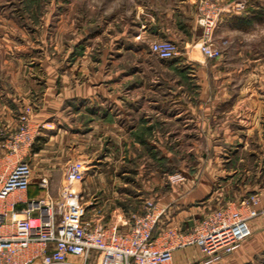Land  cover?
<instances>
[{
	"label": "rangeland",
	"instance_id": "1",
	"mask_svg": "<svg viewBox=\"0 0 264 264\" xmlns=\"http://www.w3.org/2000/svg\"><path fill=\"white\" fill-rule=\"evenodd\" d=\"M205 2L222 7L224 12L212 38L214 46L220 51V57L213 60L216 66L212 74L209 73L205 79L207 84L204 88L206 86L207 88L204 90L235 94L234 98L225 102L221 100L214 102L212 106L214 118L211 120L210 128L217 131V134L222 132L224 126L237 132L241 127V119L238 117L240 111L254 108V104L260 98L259 95L264 93V0H228L225 4L215 0H197L194 30L200 37L202 30L198 27L197 20L199 9ZM241 5L243 8H239ZM138 6V0H0V163L6 157L13 161L20 158L12 155L14 140L29 128L35 130L36 137L30 153H26L24 159L31 162L32 185L36 188L40 179L44 178L41 176L46 175L50 183L49 189H52L50 193L56 196L64 186L65 168L72 162H81L74 138L67 136V141L55 138L46 146L50 139V131H56L55 126L47 122H33L38 108L43 106L42 99L46 88L45 73L38 62L48 60L55 65L63 64L60 68H53L51 85L53 77L63 74L64 70L68 71V76L76 74L77 70L73 65L75 61L89 62L83 64V72L76 74L80 82H86L87 76L91 73H97L100 76L98 79L102 81L110 71H125L120 76L130 75L132 79L127 82H140L142 90L148 92V97L153 92L158 94L160 101L157 102L162 103L163 107L164 136L177 135L181 138L185 134L182 130L186 124L179 121L175 128L176 124L170 122L169 118L171 108L181 110L186 107L184 102L188 101H179L178 106L173 94L195 93L201 90L197 84L201 81L197 76L186 79L181 76V71L176 72L177 74L174 71L171 73L165 67L161 72L159 65L154 62L158 58L148 51L122 49L121 34L124 27H129L134 16L133 11ZM188 22L180 20L182 25H188ZM97 34L100 36L96 38ZM190 36L191 33L187 29L185 35L181 33L177 40L173 41L180 51V56L176 60L199 59L202 56L200 39L193 44L190 43L189 54L185 53L184 47L191 41ZM140 60L147 61V64H141ZM101 61H107L108 65L100 68V64L96 63ZM112 61L116 63L120 61L119 66L109 67ZM23 76L25 79L22 80ZM128 92L129 90L124 89L122 93L130 96L134 94L133 90ZM241 93L255 96L241 100L239 99L241 96L237 98ZM260 100L261 108L264 109V100L261 98ZM99 102L103 104V108L107 106L106 101ZM146 102L154 101L148 98ZM194 129L200 133L202 127L196 124ZM175 130L179 132L176 133ZM176 143L178 147L173 149L164 147V154L166 152L171 154L172 150L174 154L184 159L182 161H185L186 165L178 161L177 165L174 160L165 163L164 158L162 169L158 164L155 166L152 164L154 154L148 149H143L146 161L139 162L137 157L134 159L136 162L132 159L124 163L123 153L115 151L116 154L109 158V161L113 160L109 164L105 158L112 148L109 146L110 141L103 139L99 143L93 141V145L88 144V150L94 153V157L89 158L94 159L96 170L102 177L98 173L96 176L93 173L89 177L85 176L79 186V190L83 192V202H89V208H92L97 202H101V199L108 204H118L120 199L125 205L136 206L138 201H143L137 198L143 193L144 198L153 201L152 195L157 189L164 193L169 190L168 183L171 179L168 180L167 177L175 173V168L183 171H187L188 168L195 173H202L208 165L206 161L220 157L229 159L227 164L223 165V170L228 176L227 179L216 181L217 194L211 203V211L229 204L239 205V202L248 196L246 187L256 180L258 186H264V162L257 163L256 157L260 155V149L256 145L244 151L239 147L225 151L208 147L207 141L200 137H196L194 146H188L186 141L182 140ZM42 149L43 154L34 160V151L39 152ZM243 156L247 158L242 162L240 159ZM211 166L218 168V165ZM122 170L128 173L125 177L117 174ZM138 170L142 171L140 177L137 175ZM155 171L156 178L150 174ZM248 171L251 173L248 174ZM223 180L229 181L226 186L221 183ZM87 188L91 189L90 192ZM45 194V191H41L39 197ZM249 264H264V252Z\"/></svg>",
	"mask_w": 264,
	"mask_h": 264
},
{
	"label": "crops",
	"instance_id": "2",
	"mask_svg": "<svg viewBox=\"0 0 264 264\" xmlns=\"http://www.w3.org/2000/svg\"><path fill=\"white\" fill-rule=\"evenodd\" d=\"M138 1L139 6L135 7L133 11L134 16L129 27H124L121 34L123 38L122 49H138L151 53L150 48L153 43L164 40L173 42L177 40V36L181 33L185 35L188 29L191 33V41L186 44L184 50L186 54H189L188 47L190 43L193 44L201 39L199 33L194 30L197 0ZM215 1L225 4L228 0ZM181 19L189 21L188 25H182L180 23ZM98 36L100 35L97 34L95 37L97 38ZM80 62L75 61L73 63L75 70H77V75L81 73L83 64H89V62ZM139 62L147 64V61L140 60ZM154 62L159 65L161 72H163V67H165L171 73H173L172 71L175 73L181 71V76L186 79L197 76L199 81H201L197 83L201 90L195 93L173 94V99L175 102L177 101L176 104L178 106L179 101H188L184 102L186 107L181 110L171 108L170 111L171 118H169V121L176 124L175 128L179 125V121L186 124L182 130L185 131V134L181 138L177 135L164 136L163 107L162 103L157 102L160 101L158 94L153 92L154 95L150 93L153 96L150 95L148 97V92L142 90L143 87H141L140 82H127V80L132 79L130 75L128 77L120 76L125 71H110L102 81L98 79L100 76L97 73H91L92 75L87 76L86 82H80L78 80L79 76L76 74L68 76V71L64 70L63 74L53 77L51 85L50 77L54 75L53 68H60L63 64L55 65L54 62L48 60L38 62L45 73L46 88L42 99L44 100L43 106L38 108V113L33 117L34 123L47 122L55 126L56 131H50V139L45 145L49 146L55 138H61L65 141H67V136L74 138L76 151L80 155L81 162L85 165L86 176L88 177L92 173L95 176L98 173L102 177V174L96 170L97 165L93 163L94 159L90 160L89 158L94 157V153L88 150V144H92L93 141H98L99 143L103 139L110 141L109 146L112 147L106 154V161H109V158L115 155L117 151L123 153L124 163L132 159L136 162L137 160L134 159L137 157L139 162L146 161L143 149H148L154 154V163H152L154 166L158 164L161 168L164 158L166 159L165 163L174 160L176 164L177 161L180 164H185V161H182L184 159L180 158L176 153L174 154L172 150L171 154L167 152L164 154V147L172 149L178 147L176 145L178 140L186 141L188 146H194L196 137H200L207 141L208 147L224 149L225 151L234 147H239L241 151H244L248 150L252 145H256L260 149V155L256 157L257 163L262 164L264 162V109L261 108L262 103L260 100V98L264 100V93L258 94L260 98L254 104V108L240 111L238 117L241 119V127L237 132L231 131L227 126H224V129H221L222 132L217 134V131L210 128L211 120L214 118L212 106L218 100L225 102L234 98L235 94L204 90L207 88V86L204 88V85L207 84L205 79L209 73L212 74L216 66L215 62L211 59H206L203 55L199 59H156ZM92 64L94 65L95 63ZM96 64H100V68H103L105 64L108 65V62L101 61ZM119 64L120 61L117 63L112 61L109 67L114 68L119 66ZM84 67H87V65H84ZM109 74L111 75L109 76ZM21 79L23 80L25 77L23 76ZM31 81L33 82V80ZM104 83L107 84L105 85ZM124 89L129 90L128 93L133 90L134 94L131 95L132 97L130 94L122 93ZM239 96L241 97L239 98ZM251 96H255V94L241 93L237 95V98L248 100ZM148 98L154 102L147 103ZM100 100L107 102L105 108L102 107L103 104L99 102ZM141 100L143 101L142 103ZM196 124L202 127V133H199V131L195 132L194 127ZM175 132L178 133L179 130H175ZM196 133L199 134L196 135ZM43 152V149L39 150V152L34 151V160ZM246 158L247 156H243L240 161L243 162ZM112 161H109V164ZM228 161L229 159L224 157L210 159L206 161L208 165L202 173H195L194 170H189L188 168H186L187 171L175 168V173L171 176L169 175L167 177L168 180L173 177H180L182 180L170 181L168 183L169 190L165 193L157 189L154 194L152 193L153 195L151 194L153 202L159 209L165 211L164 217L155 231V236L160 229L165 227H176L182 231H189L211 211V203L217 194L215 190L216 181L223 178L227 179L226 176L228 175L224 172L223 165H226ZM90 163L91 165H88ZM211 165H218V168L216 169ZM66 170L67 168L63 172V178ZM138 172L137 175L140 177L142 171L138 170ZM111 173L113 174V172ZM247 173L250 174L251 172L248 171ZM117 174L120 177H125L128 173L122 170L121 173ZM150 174L156 178L155 174H157V171ZM42 177L48 178L46 175ZM227 182L229 181H221L225 186ZM32 186L31 182L27 192L29 199L39 197L41 191H44L39 189V187ZM90 190V188H87L88 192ZM51 191L52 189H49V193ZM246 192L248 195H258L259 199L258 204L252 207L255 216L249 221L252 235L233 253L210 264H249L256 256L264 252V186H258L256 180L246 187ZM147 196L150 199L152 198V196ZM137 198L143 201H138L136 206L133 204L125 205L120 199L118 204H108L101 199V202H97L95 207L89 208V202L84 203L82 195V203L87 206L88 221L101 222L109 227L114 224L125 223V218L131 213L142 212V208L148 200L144 198V193ZM140 204L142 205L140 206ZM208 210L209 212L207 213ZM126 228L122 227L121 230ZM206 261V255L199 248L188 247L175 251L169 264H206Z\"/></svg>",
	"mask_w": 264,
	"mask_h": 264
},
{
	"label": "built area",
	"instance_id": "3",
	"mask_svg": "<svg viewBox=\"0 0 264 264\" xmlns=\"http://www.w3.org/2000/svg\"><path fill=\"white\" fill-rule=\"evenodd\" d=\"M223 12L209 2L199 9L200 50L206 59L220 57L212 38ZM150 50L160 60L180 56L178 46L166 40L153 43ZM34 131L29 128L15 137L12 155L20 158L6 157L0 163V264H169L175 251L188 247L199 248L210 264L233 253L252 235L249 221L259 202L256 194L239 205L212 210L189 231L165 227L154 236L165 211L153 201H146L141 213L129 214L123 224L107 227L88 221L79 190L86 168L79 161L67 167L64 186L56 196L49 193L50 183L44 177L38 187L46 194L29 199L33 172L24 155L34 145Z\"/></svg>",
	"mask_w": 264,
	"mask_h": 264
},
{
	"label": "trees",
	"instance_id": "4",
	"mask_svg": "<svg viewBox=\"0 0 264 264\" xmlns=\"http://www.w3.org/2000/svg\"><path fill=\"white\" fill-rule=\"evenodd\" d=\"M171 60H176V58H174V59H171ZM248 196H250V195H248ZM248 196H247V197H248ZM244 198H245V197H244ZM154 236H155V233H154Z\"/></svg>",
	"mask_w": 264,
	"mask_h": 264
}]
</instances>
